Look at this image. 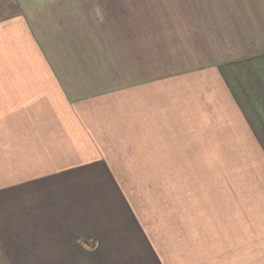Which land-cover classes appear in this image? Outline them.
Here are the masks:
<instances>
[{
	"label": "crops",
	"instance_id": "1",
	"mask_svg": "<svg viewBox=\"0 0 264 264\" xmlns=\"http://www.w3.org/2000/svg\"><path fill=\"white\" fill-rule=\"evenodd\" d=\"M31 5L0 0V264H264V49L188 65L167 79L174 92L158 91L162 79L116 82L108 62L30 59L42 48ZM191 100L231 133L199 147L232 152L190 188L172 168L187 164L188 144L171 140L185 136ZM180 109L183 125H171ZM243 148L258 150L246 161L257 176L240 188L231 165ZM146 178L166 186L131 182Z\"/></svg>",
	"mask_w": 264,
	"mask_h": 264
},
{
	"label": "rangeland",
	"instance_id": "2",
	"mask_svg": "<svg viewBox=\"0 0 264 264\" xmlns=\"http://www.w3.org/2000/svg\"><path fill=\"white\" fill-rule=\"evenodd\" d=\"M31 8L32 15H39L32 17L31 24L36 30L32 28L34 33L31 32L30 40L42 42V48L37 54L32 48L30 59L38 55L42 60L44 55L45 59L53 61L108 62L111 66L108 70L114 73L111 77L116 82L126 76L127 79L135 77L132 83L143 85L162 79L159 85L153 86L158 91H168L171 87L174 92L172 78L190 71L188 65L250 56L264 49V0H78L75 6L39 4L34 0ZM40 16L43 21H38ZM40 23H46V26H40ZM173 97L171 92L169 98ZM191 101L196 108L192 116L195 120L191 117L190 122L184 123V137L176 136L171 140L172 143L188 144L184 145L185 149H179L185 151L187 164L179 161L172 168L180 174L188 171L190 188L198 187L196 180L200 172L214 173L208 165L213 158L218 157L214 163H220L232 152L218 147H199L201 140L209 142L215 137L230 140L231 133L221 134L220 129L226 127L220 124L219 117L202 116L204 107L199 106L198 100ZM178 115L171 114L175 116L171 125H183L181 109L180 121ZM237 120L238 129H246L245 118ZM197 129L206 132H194ZM167 141V138L159 140L160 143ZM189 145L191 147H187ZM239 156L231 167L236 168L240 188H245L247 178L257 176L248 173L247 158L258 156V150L243 148L239 150ZM131 182L134 187L154 190L166 186L165 182L152 178ZM214 184L216 187V182L212 181L204 189L213 192ZM127 186H131L130 181Z\"/></svg>",
	"mask_w": 264,
	"mask_h": 264
}]
</instances>
